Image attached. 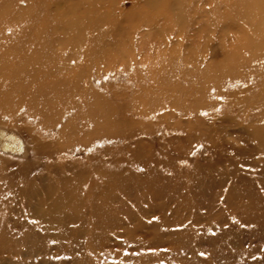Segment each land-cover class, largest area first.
Masks as SVG:
<instances>
[{
    "label": "rangeland",
    "instance_id": "obj_1",
    "mask_svg": "<svg viewBox=\"0 0 264 264\" xmlns=\"http://www.w3.org/2000/svg\"><path fill=\"white\" fill-rule=\"evenodd\" d=\"M0 124V264H264V0H0ZM91 157L119 174L104 220L27 238L13 190L88 204Z\"/></svg>",
    "mask_w": 264,
    "mask_h": 264
},
{
    "label": "bare ground",
    "instance_id": "obj_2",
    "mask_svg": "<svg viewBox=\"0 0 264 264\" xmlns=\"http://www.w3.org/2000/svg\"><path fill=\"white\" fill-rule=\"evenodd\" d=\"M43 91L44 89L41 88L37 90L36 93L38 92L42 94ZM32 97L29 98L30 100L23 99L18 101L20 110L22 109V107L25 106L27 113L35 117L38 116L40 117L42 115V112H47V110L54 108V106H52V103H50L49 100L47 101L48 103L47 105L44 104L43 102L42 105L44 106V108H41L39 107L40 105L35 102V98H39V96L34 94V98ZM1 105L3 108L2 110L8 112L7 110L10 109V107L7 104L6 105L1 104ZM45 105L46 107L47 106L48 107L46 108ZM31 111L33 113H31ZM56 112L57 113H55L54 115L59 114L58 115L59 117L57 116L56 118L57 120L54 122V126H56L57 123L62 118V113H60L58 110H56ZM43 114L51 115L50 118L54 117V115L50 113L49 114L43 113ZM44 119L47 120L49 118L44 117ZM46 129L50 130L51 127ZM15 130L20 133L24 132L22 130L21 131L17 129ZM58 135L59 137L65 136L64 130L59 132ZM33 143L37 147V150H40V148H42L44 150H48V152H50L51 150L54 151L56 149H59V151L57 152L63 151V148H51V142L50 143L41 142L38 138H35V140L33 139ZM86 146L83 147L86 148ZM70 147H73L72 148L73 150L71 151H74L76 150V148H78L74 146H69L67 148L71 149ZM86 159L92 164L91 165L92 169L90 171L92 172V174L94 173L96 179V182L93 185H91L89 193L86 197L88 200L90 198L89 201L87 200L88 204L86 200L83 198L82 187L78 188L77 190L69 188V183L71 182L69 178H59L57 184L55 182L51 183L50 182L51 180L49 181L48 178L45 179L43 177L41 178V180H39L38 184L36 183L37 181H35L27 184V186H25L24 188H20V189L17 188L13 190L11 199L14 200L15 203L22 202L26 204V208L28 210V214L31 216V220L39 224L38 226L41 228L40 230H42V232L44 233V235L43 234L39 235L36 232V230L30 229L27 238H37L40 241H43L46 238H51L54 242L56 243L58 242L59 247L63 248L64 243H72V241H68L70 240V238L75 237L77 239V237L80 236L79 232L77 233V230L73 229L74 224L81 223L82 224L81 227L83 228L84 227L83 224L86 225L88 224V222H91L93 223L94 228H97V226L101 223V221L104 220L103 218H105L106 214L108 213L106 210V206L107 203L110 202V198H111L110 196L111 195L115 196L114 194L111 193V191L114 188V185L116 184L117 180H119L118 179L119 174L117 176V173L114 172L113 170L104 168L101 165L94 163L92 157ZM109 162L110 165H113L114 160L111 159L109 160ZM14 165L11 166L13 167ZM70 167H77V166L74 165V166H69V168ZM60 170H62V168L60 169L57 167L53 171L58 172ZM84 170L86 171V173L88 172V170H86L85 168ZM88 174H90V172H88L87 175ZM86 206L88 209H90L89 210L90 212H89V218L85 220L83 219V210L85 209ZM14 209L15 208H12L10 213H15L16 216H19L20 212L18 211V209L15 210ZM109 218L110 216L108 217V219ZM93 234L94 233H92V236ZM85 261L86 260L83 258L81 260V263L84 264Z\"/></svg>",
    "mask_w": 264,
    "mask_h": 264
}]
</instances>
